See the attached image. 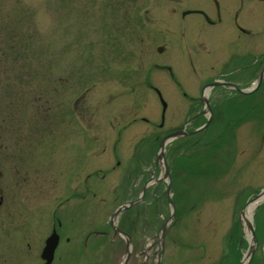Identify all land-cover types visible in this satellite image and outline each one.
<instances>
[{"label": "rangeland", "instance_id": "rangeland-1", "mask_svg": "<svg viewBox=\"0 0 264 264\" xmlns=\"http://www.w3.org/2000/svg\"><path fill=\"white\" fill-rule=\"evenodd\" d=\"M163 2L161 0L158 6L161 7ZM130 4L133 15L131 16L135 20L134 11L141 7L140 0H131V3L128 0H0V124L5 127L14 122L16 133L23 134L17 141V148L8 156L18 155L19 149H23L25 156L30 151H35V155H38L41 151L48 149L47 138H57L63 141L65 138L61 126V115L65 102L73 99L74 95L85 89L86 92L81 95V103L91 108H98L95 113L97 122L93 120L92 128L97 131L100 138H105V141H99L102 146H99L98 151L101 150L102 158H107L108 146L113 139V129H109V125H107L111 112L116 113L117 119L114 120L116 122L118 119L126 122L130 115H135L138 118L145 116L148 119V122L138 120L126 128L128 136L130 128L133 134L130 138L128 137L126 142L123 139L120 144L124 146L125 150L121 148L120 153L122 152L121 155L126 158L133 141L159 130L156 127L159 115L156 94L150 87L138 81L139 76L142 77L141 74L144 75V73H146L147 79H150L154 85L158 84L157 86L160 84L155 82L157 79H153V76L160 74L158 81L161 82V90L166 101L169 102L168 110L165 112L166 117L170 121L181 118L182 114H177L172 107L177 100L173 97L174 92L170 87L171 84L167 86L162 72H156L152 67V62L155 61L153 59L154 46L156 43L164 41L163 37L171 34V29L168 28L165 21L160 24L159 19L154 25H150L149 28L146 26V30L145 28L142 30L143 39L139 43L130 32L132 22H124L122 14L117 13L114 19L111 15L115 11H126L125 5L130 6ZM245 20L250 22V19ZM260 37H256L250 45L253 52H259L264 48L260 43H257ZM245 41L246 38L241 35L239 37V52L246 51ZM212 43L213 50L216 52L223 54L227 48L222 42L214 41ZM166 48H168L167 45L164 50ZM166 52L164 56L160 54L163 59H158V61H168L169 59V63L175 64L174 67L177 71L178 65H182L181 61H183L179 59L180 53H174V49L166 50ZM155 57L159 58L157 54ZM45 66H47L46 69H53L54 74L68 75L64 91L58 83L54 84L59 86L54 88L55 92L48 88L46 71L43 70ZM177 74L179 76L178 72ZM250 75L240 80L241 86L250 85L251 81L255 79V73ZM182 80L187 87L190 86V79L183 74ZM261 88L254 99L264 97V84L261 85ZM31 102L46 108L45 111L49 108L51 117L47 122V132H44L39 125L45 121L46 116L43 120H36L35 115L33 118L29 116ZM172 108L175 113L171 111ZM12 110H14L13 117L8 119ZM41 116H44L43 113ZM179 116L180 118H178ZM262 121L264 122V119ZM122 122L119 121V123ZM260 123L261 119H257V121L245 120L240 123L239 145H235V151L233 148L229 151V155L233 160L235 159L234 162L228 163L229 171L214 173L205 179L201 178L202 183L199 182L198 185H203L201 187L203 192H196L189 198L188 193L183 192L182 188L187 184L183 182V177L180 179V191H178L179 196L174 205V214L168 221L161 243H155L156 239L153 234L159 226L161 214L166 218L170 213L171 205L163 203L160 199L158 210L161 211V214L159 213L156 218L151 214L149 206L147 207L149 212L143 215V221L145 220L144 224H146L145 234L140 242L152 241L153 246L150 253L161 252L159 264H240L246 248H241V244L245 245V243L240 240L241 227L239 228L236 223L240 217L239 209L243 202L260 185L264 184V143L259 147V138H257L258 135L264 134V125ZM146 142L145 145H149V149L153 152L154 147L156 148L155 143ZM89 149L90 147L84 146V150ZM140 154L141 157H145L143 149ZM225 157L227 161L231 160L229 156L225 155ZM41 158H43L42 155ZM67 159H71L69 154ZM117 159L118 157L103 159L104 161L99 160L100 165L96 166L98 169L95 172L99 179L91 177L84 181L83 189H95L93 190L96 192L94 196L91 195V191L88 195L87 192L83 193L82 191L78 196H85V199L76 198L58 202L57 211L59 209L70 210L72 209L71 205L77 206L75 208L77 210L85 207L86 200H92L91 205L96 206V211L93 213L95 218L90 222H82L78 219L73 224L77 229L84 230L88 226L97 224L98 214L101 220L106 217L110 199L116 192L115 183L122 165L119 163L115 167ZM146 161H149L147 168H153L154 164L152 165V163L155 161L156 164L155 154ZM40 163L43 169L47 170L50 169V166H54L49 163L48 155L47 160ZM238 168L239 177L236 176ZM87 169L88 166L83 168V177H85ZM154 170L158 172L157 168ZM49 173L52 177L50 191L49 189L35 190L33 194L25 197L24 204L26 206L30 207L37 200L43 202L44 200L37 199L42 191L47 192L45 194L48 197H57V201L67 195L61 193L60 196H57L61 191L58 186L63 182V178L54 170V167ZM176 180L177 178L173 179V181ZM159 187H163L159 189L161 192L164 191V181ZM101 199L105 201H101ZM263 210L264 208L261 211L256 209L252 216L256 224L258 242L249 264H264ZM23 216L24 210L19 209L18 212L12 214L10 218L12 222L9 225L13 224L17 227L19 217ZM31 216L33 220H27L20 232L23 235L25 231L31 236H29L31 241L27 244L31 247L32 253H20L21 264H37L35 254L40 247L42 237L48 230H45L48 218L47 209L39 210V212L33 210ZM9 225L2 226L1 229ZM142 233L143 230L141 233L138 231L132 234V237L141 236ZM13 243L14 239L7 242V248L11 249ZM16 243L21 248L22 241L19 239ZM67 244L72 245V239ZM67 244H62L61 247ZM56 255L58 256L55 257L53 264H59L60 253L56 252ZM61 255L64 256L61 259V264H66L65 261L69 258V246L66 252L63 251ZM118 259H114L111 264H116ZM148 259L149 264H154V256L149 254ZM5 264L12 263L5 262Z\"/></svg>", "mask_w": 264, "mask_h": 264}, {"label": "flooded vegetation", "instance_id": "flooded-vegetation-1", "mask_svg": "<svg viewBox=\"0 0 264 264\" xmlns=\"http://www.w3.org/2000/svg\"><path fill=\"white\" fill-rule=\"evenodd\" d=\"M174 5L171 6L170 13L173 15L179 14V17L174 22V27L177 33L176 39H181L183 42L186 53L187 61L192 67L194 64H199L201 53L206 52L210 54L213 49L214 41L222 42L227 46L226 50L223 52L220 62L218 64V69L215 72H211L207 79L203 83L199 84L198 95H188L189 100L186 102L190 109H196L194 113L189 116V126H194L197 121L201 120L203 117L207 118L208 115L205 112V106L202 104V97L199 96L201 93V88L208 82L216 79L221 81L233 82L239 85V30L245 32V30L240 26L239 20L242 19V15L245 13L250 16H257L258 9L261 7L260 14L264 13V0H171ZM258 3V5H257ZM253 5V9H252ZM257 6V7H256ZM256 7V8H255ZM184 9H199L201 11H191L182 14ZM147 10H144V12ZM145 12V13H146ZM259 14V15H260ZM185 34H193V40L189 43L188 37ZM164 44V43H163ZM190 47L194 46L196 48L195 52L188 51L187 45ZM209 44V48H208ZM181 59V57L179 58ZM164 65V64H160ZM184 95L186 93L182 92ZM237 96L236 92L225 85H215L210 88L206 95V108L210 113L209 124H214L216 127H225L224 124L227 123L225 120V115L230 110V106L225 105V99L227 96ZM76 104L78 100L75 101ZM204 108V111H203ZM233 112L237 113V119H239V104L235 107H231ZM80 109V108H79ZM78 105H76L77 119L82 117L78 116L79 112ZM64 131L67 135L75 131V138L68 140L65 139L61 143L63 156L68 153L74 157L72 165H69L67 158L63 160L61 164V171L64 173V180L62 183V189L66 188L68 181L69 170L74 172L75 175V185H72V189H77L82 187L78 185V175L82 172V147L83 138L78 137V132L81 130L77 126L73 128V131L67 128V115H65ZM239 123V121H238ZM179 125V124H177ZM172 125L171 127H175ZM170 128V127H168ZM169 132V131H167ZM166 132V133H167ZM71 141V142H69ZM3 142L0 140V222L4 218L5 212H7L16 197V193L24 187H28V191H34L36 188L49 189L51 184L50 173L47 175V181L43 178L38 177L41 174L40 170L33 171L30 180L26 175H20L18 167L12 170V179H9L10 168L5 163L3 156ZM24 171L22 174H25ZM17 209V206L14 207ZM2 242L0 240V248Z\"/></svg>", "mask_w": 264, "mask_h": 264}, {"label": "bare ground", "instance_id": "bare-ground-1", "mask_svg": "<svg viewBox=\"0 0 264 264\" xmlns=\"http://www.w3.org/2000/svg\"><path fill=\"white\" fill-rule=\"evenodd\" d=\"M262 199H264V193L258 195L257 197L251 199L244 207L243 209V213L241 215V221L244 225V233L245 236L248 238V236L250 235V230L247 228V224L248 222L251 220V214H252V210L254 208V206L256 205V203H258L259 201H261ZM246 261V257L244 256L242 258V262L240 264H245Z\"/></svg>", "mask_w": 264, "mask_h": 264}]
</instances>
